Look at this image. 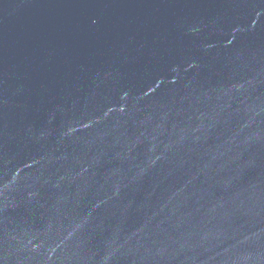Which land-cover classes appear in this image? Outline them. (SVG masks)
Segmentation results:
<instances>
[{
  "label": "water",
  "instance_id": "1",
  "mask_svg": "<svg viewBox=\"0 0 264 264\" xmlns=\"http://www.w3.org/2000/svg\"><path fill=\"white\" fill-rule=\"evenodd\" d=\"M0 264H264V0H0Z\"/></svg>",
  "mask_w": 264,
  "mask_h": 264
}]
</instances>
